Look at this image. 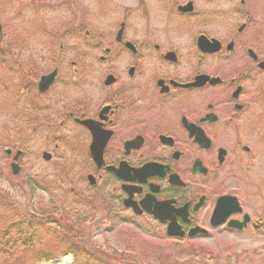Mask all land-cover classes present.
I'll list each match as a JSON object with an SVG mask.
<instances>
[{
  "label": "flooded vegetation",
  "instance_id": "af4514ba",
  "mask_svg": "<svg viewBox=\"0 0 264 264\" xmlns=\"http://www.w3.org/2000/svg\"><path fill=\"white\" fill-rule=\"evenodd\" d=\"M91 1L90 28L80 0L63 26L73 48L15 61L31 133L76 141L127 225L148 219L167 238L171 224L180 242L264 233L249 199L264 193V0Z\"/></svg>",
  "mask_w": 264,
  "mask_h": 264
},
{
  "label": "rangeland",
  "instance_id": "374dc122",
  "mask_svg": "<svg viewBox=\"0 0 264 264\" xmlns=\"http://www.w3.org/2000/svg\"><path fill=\"white\" fill-rule=\"evenodd\" d=\"M75 1L0 0V197H6L9 203H14L17 209L15 211L22 213L24 222L42 225L39 233L41 241L29 251L20 248L10 251V254L4 256L6 264H35L32 262L33 256L39 251L56 256L55 260L48 264H86L72 255L60 256L67 244L56 249L54 241L46 238L44 234L50 228L53 229V226L57 227L58 233L61 232L64 218L68 214L80 212L82 199L88 198L87 196H99L100 193L106 196L112 192L109 186H98V189L88 187L85 175L89 168L78 167L80 153L76 141L72 140L65 147L64 135L58 130L46 135L42 123L39 127L36 124L34 134L31 133L23 109L24 96H19L24 87L17 77L20 76L17 73L20 70L15 67V61L22 63L29 51L58 49L61 44L73 48L75 41L63 34V26L68 29L74 24L76 26L75 9L78 5L74 4ZM97 2L102 4L103 0ZM91 5V0H80L82 24L88 28L92 21L84 13V9ZM98 10L102 11L103 15L107 14L106 3L103 7H98L96 12ZM107 20L94 21V26L103 28L101 24ZM17 49L22 50L20 56H14L11 52ZM39 57L34 56L35 59ZM67 58L72 59L73 56ZM5 149L13 150L12 155L7 156ZM16 151L22 152L17 162L20 168L17 176L10 171L11 160ZM44 152L52 156L49 162L42 160ZM26 180L33 183L32 195L25 186ZM255 187L249 198L253 203L249 204L252 205L250 212L258 214L260 211L264 212V193H261L259 185ZM261 190L264 191V188ZM50 205L56 209V214H52L49 219L41 221L33 216L35 213L48 215L51 211ZM95 209L92 214L94 219L78 226L74 236L76 242L87 248L101 247L103 254L130 251L139 257L137 264H155L166 260L187 264H264V233L214 232L206 238L180 242L166 238L162 230L148 219L134 220L139 227L134 228L123 222L124 219L130 218V214L119 211L120 209L111 206L109 211L110 206L104 208L103 203L98 201ZM5 220L4 218L0 222V238L2 232L8 228ZM9 235L14 236V233ZM30 251H33V254Z\"/></svg>",
  "mask_w": 264,
  "mask_h": 264
},
{
  "label": "trees",
  "instance_id": "16d2710c",
  "mask_svg": "<svg viewBox=\"0 0 264 264\" xmlns=\"http://www.w3.org/2000/svg\"><path fill=\"white\" fill-rule=\"evenodd\" d=\"M26 188H28L33 194V183L30 180L25 182ZM82 199L81 210L76 212L74 215L68 214L64 219V224L62 226L63 230L57 232V227L53 226V229H49L44 236L46 238H51L54 241L56 249L58 247L67 244L64 252L60 256L72 255L75 258H79L81 261L86 262V264H137L139 257L134 256L130 251L124 253L110 252L103 254L101 247L99 248H87L83 244H79L75 240V231L78 226L84 224L85 221L93 220V213L96 211L97 201L103 203L104 208L108 207L105 203V197L100 193L99 196L90 197ZM51 211L47 213H35L34 217L39 220H47L52 214H56V209L50 205ZM17 210L14 203H9V199L6 197H0V222L5 218L8 228L2 232V238H0V264H6L4 262V256L10 254V251L15 249H22L23 251L32 250V247L38 244L41 240L39 238V233L42 228L40 224H32L23 221L21 216L22 213L15 211ZM111 210V207L109 211ZM34 213V212H32ZM37 214V215H36ZM73 214V213H72ZM47 215V216H46ZM3 218H2V217ZM46 216V217H45ZM73 216L74 218H71ZM40 223V222H39ZM9 233H14V236H10ZM7 240V241H6ZM10 247V248H8ZM33 254V251H30ZM141 253V251H139ZM59 256V257H60ZM56 256L53 253H46L39 251L33 256L32 262L35 264H48L54 261ZM168 259V258H167ZM141 264V263H140ZM155 264H187L185 262L178 263L177 261L166 260L156 262Z\"/></svg>",
  "mask_w": 264,
  "mask_h": 264
},
{
  "label": "water",
  "instance_id": "95a60500",
  "mask_svg": "<svg viewBox=\"0 0 264 264\" xmlns=\"http://www.w3.org/2000/svg\"><path fill=\"white\" fill-rule=\"evenodd\" d=\"M0 38H1V27H0ZM7 152L9 153V151H7ZM19 155H20L19 152L16 153L15 157L13 158V164L11 165V170H12V173H13L14 175L18 174V172H19V167H18L16 164H14L15 161L17 160V158H18ZM44 159L48 160L49 157H48V156H44ZM88 181H89L90 184H93V183H94V182H93V179H92L91 177H88ZM221 207H222V204H221L220 201H219V202L217 203V206H216V209H215L216 214L219 213V211L221 210ZM167 234H168V236H170V237H174V236H177V235L180 236V235H181V233H178V232L176 233V232L173 230V227H172L171 224H170L169 227H168Z\"/></svg>",
  "mask_w": 264,
  "mask_h": 264
}]
</instances>
